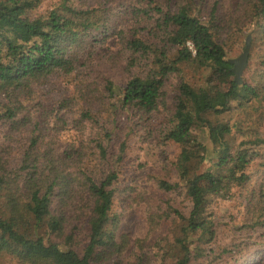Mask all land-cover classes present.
Here are the masks:
<instances>
[{
    "label": "trees",
    "instance_id": "trees-1",
    "mask_svg": "<svg viewBox=\"0 0 264 264\" xmlns=\"http://www.w3.org/2000/svg\"><path fill=\"white\" fill-rule=\"evenodd\" d=\"M40 2L0 0V91L21 92L55 73H70L75 44L93 33L104 37L110 32L106 10H83L70 4L65 14L51 11L46 16H32ZM208 3L130 0L129 25L114 34L130 52L132 66L148 64L146 73L131 75L122 87L110 80L102 83V99L113 100L112 106L141 117L158 114L160 109L165 112L156 133L162 147L172 144L178 148L171 166L174 179L153 178V182L168 196L183 190L191 205L187 217L173 210L183 222V236L175 240V264L206 263L214 238L213 225L205 214L208 195L229 194L232 186L248 183L245 169L251 158L234 147L233 126L218 119L234 105L246 106L252 98L258 99L261 92L234 81L225 91L180 81L168 100L166 81L180 72V64L196 62L231 72L217 4L209 8ZM236 9V21H254L264 35V0H237ZM259 76L258 83H264V71ZM88 112L76 122L83 136L76 148L39 152L41 140L34 136L16 171L9 170L0 155V258L8 257L16 264H166L167 252L159 240L148 235L132 240L117 228L116 198L126 204L148 203V193L138 191L136 185L118 186V166L97 179L83 164L85 156L112 159L108 150L111 133ZM14 117L7 110L0 114V123L2 119L14 122ZM126 142L120 145L117 164L125 156ZM257 143L264 144V139ZM207 164L212 171L204 169ZM150 207L148 222L154 234L157 212ZM260 218L262 225L264 215ZM262 255L264 252H256L249 258L254 261ZM260 259L247 263L261 264Z\"/></svg>",
    "mask_w": 264,
    "mask_h": 264
},
{
    "label": "rangeland",
    "instance_id": "rangeland-1",
    "mask_svg": "<svg viewBox=\"0 0 264 264\" xmlns=\"http://www.w3.org/2000/svg\"><path fill=\"white\" fill-rule=\"evenodd\" d=\"M129 3L130 0H72L70 3L41 0L32 16H46L51 11L65 14L68 5L83 10L103 9L110 18V32L104 37L89 34L92 38H81L75 44L70 54L73 64L70 73H55L39 82H32L21 92H14L13 89L0 91V114L7 110L15 113L14 122L2 119L0 123V155L7 162L8 169L16 171L34 136H39L41 140L39 152L47 148L54 151L76 148L83 139L76 122L82 113L89 111L90 115L99 119L102 128L111 133L108 150L112 159L100 161L85 156L83 164L97 179L118 166V186L136 185L138 191H146L150 199L148 203L126 204L116 198L114 213L120 217L118 230L130 235L132 240L147 235L150 239L159 240L167 252V263L175 264L178 254L175 240L183 236V222L173 210L187 217L191 205L183 190L168 196L158 191L153 182V178L174 179L171 166L177 158L178 148L172 144L162 147L156 133L165 119V112L160 109L158 114L141 117L135 111L110 105L113 100L102 99L103 81L110 80L122 87L131 75L139 72L144 75L148 66L144 62L132 66L130 52L114 34V30L129 25L130 16L126 13ZM215 3L228 60L242 54L250 37L248 66L242 83L261 92L258 99L252 98L246 106L234 105L231 111L218 119L233 126L234 147L247 153L251 160L245 169L249 178L245 186L234 185L225 195H208L205 214L213 225L214 238L207 250L205 264H250L247 262L260 258L261 264H264V255L254 261L249 258L256 252H264V221L259 225L260 216L264 215V144L257 143L264 139V83H258L259 74L264 71V35L254 21L240 23L235 20L238 15L237 0H209V8ZM179 68L180 72L166 81L169 101L174 95V86L180 81L211 91H225L233 81L231 72H220L214 66L195 62L180 64ZM100 138L103 139V136L100 135ZM124 141H127L125 156L117 164L115 159ZM210 166L207 164L204 169L212 171ZM151 205L152 210L157 212L153 219L154 234H151L148 222ZM168 206L171 209H166ZM158 207L160 210H157ZM165 211L168 215H164ZM0 264L16 263L3 257ZM152 264L159 263L153 261Z\"/></svg>",
    "mask_w": 264,
    "mask_h": 264
},
{
    "label": "water",
    "instance_id": "water-1",
    "mask_svg": "<svg viewBox=\"0 0 264 264\" xmlns=\"http://www.w3.org/2000/svg\"><path fill=\"white\" fill-rule=\"evenodd\" d=\"M250 41L251 39L248 37L245 48L238 58L229 60L230 64H232L231 73L233 74V81L238 85L242 84V76L248 66Z\"/></svg>",
    "mask_w": 264,
    "mask_h": 264
},
{
    "label": "built area",
    "instance_id": "built-area-1",
    "mask_svg": "<svg viewBox=\"0 0 264 264\" xmlns=\"http://www.w3.org/2000/svg\"><path fill=\"white\" fill-rule=\"evenodd\" d=\"M189 48L192 50V46H190V44H188Z\"/></svg>",
    "mask_w": 264,
    "mask_h": 264
}]
</instances>
